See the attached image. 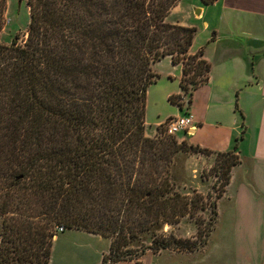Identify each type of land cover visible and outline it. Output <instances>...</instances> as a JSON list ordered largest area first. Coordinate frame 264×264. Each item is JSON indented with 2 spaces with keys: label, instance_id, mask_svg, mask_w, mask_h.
I'll return each mask as SVG.
<instances>
[{
  "label": "trees",
  "instance_id": "obj_1",
  "mask_svg": "<svg viewBox=\"0 0 264 264\" xmlns=\"http://www.w3.org/2000/svg\"><path fill=\"white\" fill-rule=\"evenodd\" d=\"M178 2L28 0L26 39L0 42V264H49L69 228L110 239L102 264L206 244L239 154L163 134L161 124L146 133L153 63L182 64L184 92L210 77L203 48L190 52L197 28L167 20ZM6 9L0 0V33ZM181 97L169 100L181 106ZM182 152L216 156L215 198L179 188ZM185 218L194 235L177 234Z\"/></svg>",
  "mask_w": 264,
  "mask_h": 264
},
{
  "label": "crops",
  "instance_id": "obj_2",
  "mask_svg": "<svg viewBox=\"0 0 264 264\" xmlns=\"http://www.w3.org/2000/svg\"><path fill=\"white\" fill-rule=\"evenodd\" d=\"M201 1L200 14L193 17L206 18V31L211 29L203 48L211 70L188 104L185 100L184 115H193L194 127L183 132L182 140L215 151H234L240 161L217 200V220L203 248L162 250L157 255L147 250L142 264L148 253L162 252L167 253L168 264H264V0ZM173 65L180 69V82L182 64ZM183 92L180 85L166 95L182 94L185 99ZM130 261L136 264L120 262Z\"/></svg>",
  "mask_w": 264,
  "mask_h": 264
},
{
  "label": "rangeland",
  "instance_id": "obj_3",
  "mask_svg": "<svg viewBox=\"0 0 264 264\" xmlns=\"http://www.w3.org/2000/svg\"><path fill=\"white\" fill-rule=\"evenodd\" d=\"M201 3V0H179L176 7L167 16V20L171 23H181L197 28L193 45L191 46L196 51L201 47L207 46L211 39V29L206 31L207 26L204 24L206 18L195 20L193 17L196 14L195 7L200 8ZM29 23L28 0H7L5 24H3L0 33V42L4 44L10 43L12 40L23 42L27 36L26 32ZM172 64L170 58H168L160 60L153 66L154 71L160 76L149 86L146 96V133L151 136L158 133V123L164 120L167 121L161 123V132L163 134L168 133L166 124L171 118L169 119L167 116L174 117L186 113L184 111V108L187 107L185 100H187L188 104L191 98V89L188 92H183L185 99L178 98V101L182 102L180 106L172 103L166 95L168 90L180 89L178 79L181 74L180 69L175 67V65L172 66ZM170 72L175 74H170ZM172 76L176 78L174 79ZM183 132L184 130H180L175 133L176 136H179V140H182ZM195 155H199L197 156L198 158H195ZM215 157V155L208 157V155L202 153H195L191 156L183 152L177 154L172 171L174 181L183 192L195 187H197L198 191L200 189V192L208 189L213 198H215L219 192L218 188L221 181L217 180V176L214 173L208 174L213 160L216 159ZM204 215L208 218L207 213ZM165 227L166 229L168 228V226ZM196 231L197 225L190 218L183 219L176 226V232L181 236H191ZM109 248L110 239L102 237L100 234L86 232L85 230L65 229L59 231L54 238L49 264H102L103 255ZM166 254L162 252L160 256H156L157 254L154 256L152 253H148L144 256L143 264H165L164 261L168 264L169 258ZM170 260L172 262L175 261L173 258H170ZM117 264H133V262H119Z\"/></svg>",
  "mask_w": 264,
  "mask_h": 264
},
{
  "label": "built area",
  "instance_id": "obj_4",
  "mask_svg": "<svg viewBox=\"0 0 264 264\" xmlns=\"http://www.w3.org/2000/svg\"><path fill=\"white\" fill-rule=\"evenodd\" d=\"M194 125V117L191 113L178 115L172 117L169 122H167V131L170 135H174L180 130L188 131L191 130Z\"/></svg>",
  "mask_w": 264,
  "mask_h": 264
},
{
  "label": "water",
  "instance_id": "obj_5",
  "mask_svg": "<svg viewBox=\"0 0 264 264\" xmlns=\"http://www.w3.org/2000/svg\"><path fill=\"white\" fill-rule=\"evenodd\" d=\"M196 13L200 14V8L196 9Z\"/></svg>",
  "mask_w": 264,
  "mask_h": 264
}]
</instances>
